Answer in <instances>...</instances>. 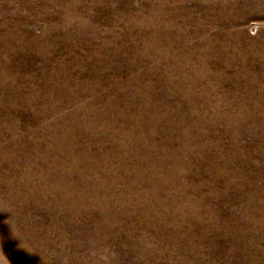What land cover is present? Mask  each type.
<instances>
[{"label":"rangeland","instance_id":"374dc122","mask_svg":"<svg viewBox=\"0 0 264 264\" xmlns=\"http://www.w3.org/2000/svg\"><path fill=\"white\" fill-rule=\"evenodd\" d=\"M0 264H264V0H0Z\"/></svg>","mask_w":264,"mask_h":264}]
</instances>
